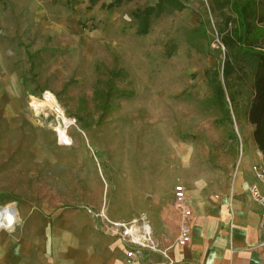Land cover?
<instances>
[{
  "label": "rangeland",
  "instance_id": "obj_1",
  "mask_svg": "<svg viewBox=\"0 0 264 264\" xmlns=\"http://www.w3.org/2000/svg\"><path fill=\"white\" fill-rule=\"evenodd\" d=\"M179 1L185 9L167 8L139 35L134 13L157 0L92 8L88 0H2L0 204L19 216L3 231L55 244L51 264H86L111 231L107 219L149 222L173 211L180 221L177 179L200 180L210 199L226 189L242 148L243 163L246 150L258 155L245 115L251 80L235 81L239 115L210 85L231 7ZM45 91L76 121L67 143L29 106Z\"/></svg>",
  "mask_w": 264,
  "mask_h": 264
},
{
  "label": "crops",
  "instance_id": "obj_2",
  "mask_svg": "<svg viewBox=\"0 0 264 264\" xmlns=\"http://www.w3.org/2000/svg\"><path fill=\"white\" fill-rule=\"evenodd\" d=\"M2 12L0 0V17ZM249 125L253 132L254 127ZM254 148L258 155L253 147L251 151L246 150L249 159L245 163L246 152L242 148L229 184L213 198H208L200 180L177 179L186 189L188 205L194 213L191 241L187 246L181 247L176 242L180 221L177 212L173 215L172 211V216L147 222L160 252H145L134 262H129L123 239L102 229L107 237L97 240L101 243L100 252L83 256L85 263L163 264L166 257L162 254L165 253L175 264H264V228L260 224L262 207L250 193L251 187L256 185L264 195V186L257 182L253 172L256 165L264 167V157L256 145ZM171 194L173 196L174 189ZM64 237L67 236L59 240ZM51 238L50 235L49 241ZM53 245L50 243L47 249L42 239L19 238L1 230L0 264H51ZM45 251L50 258L44 255Z\"/></svg>",
  "mask_w": 264,
  "mask_h": 264
},
{
  "label": "trees",
  "instance_id": "obj_3",
  "mask_svg": "<svg viewBox=\"0 0 264 264\" xmlns=\"http://www.w3.org/2000/svg\"><path fill=\"white\" fill-rule=\"evenodd\" d=\"M99 1L101 0H88L89 8ZM124 1L131 0H113L109 6H120ZM157 1L156 6L134 13L138 21L137 34H148L152 19L159 18L167 8L179 11L185 9V5L179 0ZM78 2L79 0H67L70 6ZM222 5L230 6L235 17L229 18L224 23L225 27L220 28V40L226 49L225 58L221 71L213 73L210 85L220 101L228 93L234 111L239 115L236 100L240 89H235V81L245 78L251 80L253 97L245 115L247 121L254 127L253 141L264 157V0H227ZM231 21L236 23V29L227 28ZM219 75L222 76L223 83L216 81Z\"/></svg>",
  "mask_w": 264,
  "mask_h": 264
},
{
  "label": "built area",
  "instance_id": "obj_4",
  "mask_svg": "<svg viewBox=\"0 0 264 264\" xmlns=\"http://www.w3.org/2000/svg\"><path fill=\"white\" fill-rule=\"evenodd\" d=\"M29 106L39 116H43L47 120L51 119L50 124L57 133L59 140L62 143L68 142L70 139L69 131L72 127H76V121L66 114L55 94L45 91L39 96L32 95L29 97ZM253 172L257 182L264 186V167L256 165L253 167ZM250 193L253 199L262 207L260 224L264 228V195L256 185L251 187ZM174 206L180 213L179 234L176 242L181 247L187 246L191 241L194 215L188 205L186 189L183 185H177L174 188ZM8 208L14 216H18V211L13 204H0V214H4ZM107 222L111 226L109 233L113 236L121 237L126 244L129 262H134L138 256L145 252H160L145 219H137L132 222H115L107 219ZM14 227L15 223L9 225L6 220L0 219V230L11 231ZM164 254L162 255L166 257V261L163 264H175Z\"/></svg>",
  "mask_w": 264,
  "mask_h": 264
},
{
  "label": "bare ground",
  "instance_id": "obj_5",
  "mask_svg": "<svg viewBox=\"0 0 264 264\" xmlns=\"http://www.w3.org/2000/svg\"><path fill=\"white\" fill-rule=\"evenodd\" d=\"M0 216H2V218L0 219H4L7 221V223L9 225H12L13 223H17L19 221V216H14V214L11 212V210L8 208L7 211L4 214H0ZM1 231V230H0Z\"/></svg>",
  "mask_w": 264,
  "mask_h": 264
}]
</instances>
